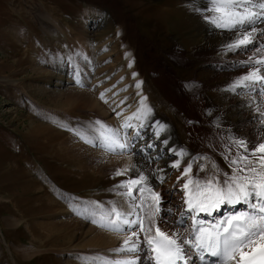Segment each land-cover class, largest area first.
<instances>
[{
  "label": "rangeland",
  "instance_id": "1",
  "mask_svg": "<svg viewBox=\"0 0 264 264\" xmlns=\"http://www.w3.org/2000/svg\"><path fill=\"white\" fill-rule=\"evenodd\" d=\"M200 3L203 9L189 0H0V264H94V257H125L112 250L129 232L110 243V237H95L100 227L84 217L94 209L99 213L93 202L104 208L110 202L119 205L121 197L112 189L125 177L114 173L127 167L123 156L137 155L107 153L75 132H89L97 120L119 128L125 122L121 113L132 103L137 107L139 93L146 96L148 107V98H153V112L158 122L166 124L161 139L153 143L154 136L148 138L156 129L151 117L142 121L148 130L146 143L157 144L148 154L159 155L160 150H155L165 139L170 144L166 145L171 152L161 154L166 162L151 170H161L158 174L164 177L163 183L154 180L151 185L162 198L159 215L170 222L175 223L183 208L184 190L176 187L185 182L183 171L173 175L167 169L170 153L175 157L174 151L186 152L177 158L184 167L192 164V179L203 180L213 173V164L231 173L228 145L232 139L244 138L250 149L264 142V116L257 114V108L264 111V93L261 98L257 90H227L237 77L252 70L238 62L252 56L255 47L237 54L222 47L226 41L208 42L214 27L203 21L207 13ZM256 27L264 29L258 23ZM259 39L264 41V36ZM130 55L134 56L128 59ZM128 60H136L137 67L131 63L128 69ZM132 70L139 77L133 79ZM80 73L89 75L91 84L82 86ZM142 81L144 87L141 83L133 89ZM80 88L93 91L91 96L104 102L100 101L108 112L103 114L88 96L75 100ZM103 90L110 91L104 100ZM109 100L121 103L119 116V109L107 107ZM50 114L63 116L75 131L55 128ZM143 128L136 144L144 141ZM131 131L127 135L135 133ZM77 141L92 146L93 152L76 147ZM212 147L221 155L216 160ZM94 149L121 160L103 165L96 162L100 156ZM35 164H41L45 173ZM62 166L71 175L65 176L67 169ZM184 220L180 228L188 226L187 213ZM23 246L37 250L32 255L26 251L30 257H24L19 250ZM142 248L138 264H151Z\"/></svg>",
  "mask_w": 264,
  "mask_h": 264
},
{
  "label": "snow or ice",
  "instance_id": "2",
  "mask_svg": "<svg viewBox=\"0 0 264 264\" xmlns=\"http://www.w3.org/2000/svg\"><path fill=\"white\" fill-rule=\"evenodd\" d=\"M209 3L210 7H205L204 11L207 14L203 18L214 28L231 32L235 37L223 46L227 52L239 54L255 47L252 56L238 62L244 67H251L252 70L237 77L227 90L231 92H237L238 89L264 90V75L261 74L264 72V44H257V40L264 36V29L258 30L256 27L258 21L264 22V0H209ZM75 74L77 83H82L78 78L79 72ZM135 75L136 73H133V76ZM141 83L137 82L136 87L139 88ZM257 94L259 95V92ZM100 98L104 99L103 93ZM146 99L141 97V107L133 113L137 120L147 119L151 115V108L144 103ZM257 114L264 116V111L257 108ZM116 115L119 116L120 113L116 112ZM133 117L125 118V122L119 128H113L97 120L94 125L89 126V132L75 134L84 139L85 143L99 147L107 153L134 151V142L141 139L139 129L131 136L127 135L126 131L124 135L121 134L122 129L129 130L133 127L129 122ZM143 127L144 124L141 123L139 128ZM163 131L165 126H159L155 133L157 138ZM163 143L167 144V139ZM248 145L249 142L244 138L230 141L228 145V160L232 169L230 174L221 172L218 166L213 164V173L201 180L192 179L191 163L183 169L181 176L185 180L182 186L185 195L183 210L178 213L179 216L183 217L186 213L198 215L201 212L211 215L222 205H236L242 202L253 209L251 214L248 212L233 214L215 225L208 226H205L197 215H192L190 219L193 221L194 230L180 231L177 227L170 234L157 226L162 198L151 184L154 180L164 182V177L158 174L161 170H150L146 175L138 164L118 168L114 176L125 177L112 189L121 197L119 205L110 202V206L104 208L102 204L93 202L96 208L100 209L99 213L94 209L84 218L110 232H129L121 245L112 250L117 254L126 255L124 258L94 257L92 258L94 264H138L141 259L138 254L143 250L142 245L147 246L151 264H183L193 250L201 253V259L204 253L218 257L221 264L229 262L257 264L255 259L245 257L256 238H264V142L251 149ZM151 147V144L147 145V148ZM145 151V148H139L134 154L143 155ZM174 154L178 157L187 155L186 152L175 151ZM257 154H260L258 158ZM147 159L151 160L152 157L148 156ZM172 167L180 168L181 160L177 159ZM175 223L182 226L184 221L181 219ZM259 264H264V255Z\"/></svg>",
  "mask_w": 264,
  "mask_h": 264
},
{
  "label": "bare ground",
  "instance_id": "3",
  "mask_svg": "<svg viewBox=\"0 0 264 264\" xmlns=\"http://www.w3.org/2000/svg\"><path fill=\"white\" fill-rule=\"evenodd\" d=\"M189 1H191L192 3H199V5H200V7L202 8L203 7V5L200 3V1L205 5V7L207 6V7H209L210 6V3H209V0H189ZM187 2H188V0H187ZM192 5V4H191ZM186 6H188V5H186ZM195 6H198V5H196L195 4ZM192 8V7H191ZM195 8V7H194ZM196 9V8H195ZM198 9V8H197ZM203 9V8H202ZM194 10V9H193ZM199 10H201V9H199ZM198 10V11H199ZM195 11V10H194ZM201 12V11H200ZM196 15V14H195ZM198 18H199V20H201L200 19V17L198 16ZM203 18V17H202ZM203 21H206V20H204L203 19ZM207 22V21H206ZM208 23V22H207ZM258 23V25L260 24L261 26H264V22H260V21H258L257 22ZM258 28H260V27H258ZM262 29V28H261ZM228 32V31H227ZM227 32H219L218 30H215V28L214 29H211V34L208 36V38H209V41L208 42H218V44L219 43H221V42H224V41H226V44L227 43H230L231 42V40L233 39L232 38V33H227ZM208 33H210V32H208ZM221 39V40H220ZM207 42V43H208ZM209 44V43H208ZM214 45H215V43H214ZM217 45V44H216ZM97 46V45H96ZM223 47V46H222ZM221 47V48H222ZM197 49V48H196ZM208 49H210V47L208 48ZM211 50V49H210ZM210 50H208V51H210ZM212 51V50H211ZM179 54V53H178ZM182 55V54H181ZM129 62H131L132 64H134L135 66L134 67H137V61L136 60H128V63ZM126 66H127V68H128V64H126ZM129 69V68H128ZM85 72V71H84ZM131 73H136V72H134L133 70L132 71H130V74ZM80 74H82V73H80ZM137 74V73H136ZM82 75H84V74H82ZM88 75V74H87ZM132 75V74H131ZM137 76L138 75H135V76H133L132 78L134 79H136L137 78ZM88 77H89V75H88ZM88 77H85V75L83 76V84H82V86L85 84H91V82H89V80H88ZM139 77V76H138ZM73 80V79H72ZM75 80H76V78H75ZM80 80V79H79ZM85 82V83H84ZM136 82V81H135ZM79 84H81V83H79ZM78 86V85H77ZM80 87V86H79ZM93 87V86H92ZM129 87V86H128ZM90 88V87H89ZM89 88H87L88 90H90ZM137 87H136V85H134L133 86V89H136ZM144 89V88H143ZM138 91V90H137ZM248 91V90H247ZM103 92H106V96H104L105 97V99L106 98H108L109 97V95H110V91H107V90H103ZM142 92V91H141ZM144 92V91H143ZM76 94H75V100H77V99H80L79 98V96H82V97H85V96H88V97H90V100H91V102H93V105L94 106H98L99 107V109L102 111V113L103 114H106L107 112H108V110L107 109H105L104 107L105 106H103L102 104L104 103V102H102L101 100H99L98 98H96L95 97V99H94V97H92L93 96V91H87L86 89H82V88H80V89H76V92H75ZM140 94V97H138L140 100H141V97H146L145 95L144 96H142V93H139ZM92 95V96H91ZM97 95V94H96ZM96 95H94V96H96ZM136 96V95H135ZM139 96V95H138ZM69 97H72V96H69ZM111 97V96H110ZM75 100L73 101V102H75ZM104 100V99H103ZM125 100V99H124ZM123 100V101H124ZM102 102V104H101V102ZM111 100H109L106 104H107V107H111L110 109H112V110H117V109H119L120 111H119V113L122 111V109H123V107H120V102H118V101H112V102H110ZM122 101V102H123ZM149 101V100H148ZM128 103H130V102H128ZM138 104H137V107L135 106V105H129V109H127V111L125 110L124 112H122L121 113V120H125V118H127L129 115H131L130 117H133V113H136L137 111H136V109H138V108H140L141 107V104H140V101H138L137 102ZM144 103L147 105V99L144 101ZM122 106V105H121ZM149 106V105H148ZM106 107V108H107ZM118 107V108H117ZM96 108V107H95ZM134 109V110H133ZM112 110H110V111H112ZM152 114V113H151ZM128 115V116H127ZM106 116V115H105ZM149 117H151V124L153 125L154 124V127L156 128L155 129V133L157 132V129L159 128V126H161L162 124L160 123V122H158V120L159 119H154L153 117H152V115H150ZM119 118V117H118ZM113 120V119H112ZM111 120V121H112ZM121 120H119L118 122H120ZM149 120V119H148ZM136 121V122H135ZM146 122V119H143V120H137L135 117H133L129 122L131 123V125L133 126V128H131L130 129V131L131 132H133V131H135L136 132V130L137 129H139L140 131H141V129L142 128H139V125L141 124V123H143V122ZM150 122V121H149ZM149 122H147L148 124H150ZM33 124H35V122H32ZM37 124V123H36ZM106 124V123H105ZM107 125V124H106ZM40 126H42L41 124H39V126L38 127H40ZM46 126H48V125H46ZM45 126V130H47L46 132H47V134H48V128ZM119 126H121V125H119ZM163 126H164V124H163ZM165 126H166V124H165ZM37 127V126H36ZM42 127H44V126H42ZM41 127V128H42ZM47 128V129H46ZM136 129V130H135ZM45 130H44V132H45ZM49 130H51L50 128H49ZM52 131V130H51ZM122 131H123V129H122ZM125 131H127V130H125ZM44 132L42 133V134H44ZM134 133V132H133ZM155 133H153V134H149L148 135V138H150L151 136H154V138H153V140L154 141H152L153 143L154 142H156V141H158V140H160L161 139V137L162 136H159V138H157V136L155 135ZM46 134V133H45ZM211 134V133H210ZM214 134V133H213ZM160 135H162V132L160 133ZM210 136V135H209ZM218 137V136H217ZM155 138H157V140H155ZM80 139V138H79ZM145 139H147V138H143V140H145ZM149 142H151V141H149ZM74 145H76V147H79V148H84L85 150H87V151H89V150H93V148H89V147H87V146H84V143H80V142H78L77 141V143L76 144H74ZM167 145H170V144H167ZM166 144H162V145H159V146H161L160 147V149H156L155 150V152H159V150H160V154L159 155H157L156 153H154V151H153V153L151 152L150 154H148L149 153V148H146L147 146L145 145V144H142V143H137L136 145H135V147L136 148H145L146 149V151H145V153H144V155H145V157H146V159H147V157L148 156H151L152 157V161L151 162H149V163H147L146 161H144L143 160V157H141V156H134V159H131L130 158V156H123L122 157V159L124 160V163L125 164H127V167L128 166H130V165H133V164H138L139 165V167H141L143 170H144V172L145 173H149V171L150 170H154L155 168H156V166L159 164V162H166V157H161L162 155V153H168V152H171L170 151V147L169 146H167ZM226 146V145H225ZM178 149V148H177ZM212 149V152L214 153V156H215V160L217 159V157H219V156H221L220 154H218L217 152H216V150L212 147L211 148ZM95 150V149H94ZM151 150H152V147H151ZM89 152H93V151H89ZM102 152V151H101ZM101 152H99V151H97V150H95V152H94V154L96 153V154H98L99 156H100V158L98 159V160H96V162H103V165H106L107 163H109V161L108 160H111V161H118V159H120L121 160V157H117V155L116 156H111V155H109V154H101ZM181 151L179 150V153H180ZM124 153V152H123ZM121 154V153H120ZM103 155V156H102ZM170 157V159L172 160L171 161V163H167V164H169L168 165V167H167V169H171V171H170V173H174L173 175H177V174H180V172H182L183 170L182 169H184L185 167H184V164L183 163H181V167L180 168H174V167H172V164L173 163H175V161L178 159L177 158V155L175 156V157H173V155H172V153H170V155H169ZM161 159V160H160ZM134 160V161H133ZM186 162V161H185ZM113 163H115V162H113ZM187 163V162H186ZM217 163V162H216ZM205 165V164H204ZM208 165H209V163H208ZM185 166H187V164L185 165ZM210 166V165H209ZM216 166H218V165H216ZM212 168V167H211ZM218 168L220 169V171L221 172H223V169L220 167V166H218ZM167 171H169V170H167ZM167 171H166V173H167ZM224 173V172H223ZM160 175H162V174H160ZM170 175V174H169ZM168 179H169V177H168ZM181 184L182 183H178V185H177V187L176 188H178V187H182L181 186ZM160 187V185H158V188ZM175 188V187H174ZM180 189V188H179ZM175 190V189H174ZM171 194V193H170ZM168 195V194H167ZM185 195V194H184ZM170 196V195H169ZM169 196H167L166 198H169ZM184 197V196H183ZM169 200V199H168ZM174 200V199H173ZM167 201V200H166ZM120 202H121V198H120ZM120 202H118V203H120ZM172 202V201H171ZM170 203V202H169ZM167 204V203H166ZM239 205H240V203L239 204H236V205H228V204H225L224 205V207H225V209H230L231 211H230V213H232L235 209H238V207H239ZM167 206V205H166ZM168 206H170V204L168 205ZM165 208V207H164ZM232 208H234V209H232ZM174 210V209H173ZM182 210V209H181ZM225 211H227V210H225ZM80 212V211H79ZM222 212V208L220 207L218 210H216L214 213H212L211 215H209V214H207V213H205V216H206V220H209V221H211V219L213 218V217H215V218H218V215H217V213H221ZM230 215V214H229ZM160 218V219H159ZM201 219H205L204 217H201ZM225 218L224 217H222V218H218V219H215L213 222H212V224L211 225H215L217 222H219V221H221V220H224ZM177 220H181L180 218H178ZM190 221V220H189ZM189 221H187V223H188V226L187 227H185V228H180V226H178V225H176V223H173L172 221L170 222L169 221V219H168V217L167 216H165L164 214H160L159 216H158V223H159V225H160V227H161V229L163 230V231H165V229L167 230V231H169L170 233L171 232H173V231H175L176 230V228L177 227H179L180 228V231H186V229L188 230V229H193V226H191L190 225V223H189ZM170 224H172V225H170ZM185 225V224H184ZM171 227V228H170ZM172 227H174V229L172 228ZM99 229H101L100 231H98V235H96L95 237H102V236H104L105 238H109L110 237V243H111V241L113 242V241H115L116 240V238H117V236L119 235H124V234H122V233H114V232H110V231H107V230H105V229H103V228H99ZM194 230V229H193ZM106 231V232H105ZM125 234L127 233L128 234V232L127 231H125L124 232ZM100 235V236H99ZM121 237V236H120ZM187 238H191V237H187ZM261 242H264V240H263V238H261ZM261 244H263V243H261ZM257 247V245L256 244H253L252 245V247H251V249H249L248 250V252H251V251H253L255 248ZM132 255H135V254H132ZM139 255V254H138Z\"/></svg>",
  "mask_w": 264,
  "mask_h": 264
},
{
  "label": "crops",
  "instance_id": "4",
  "mask_svg": "<svg viewBox=\"0 0 264 264\" xmlns=\"http://www.w3.org/2000/svg\"><path fill=\"white\" fill-rule=\"evenodd\" d=\"M76 157V156H75ZM19 250H20V254L24 257H30V255H32L34 252H36V248H33V247H30V246H23V247H19ZM26 251H29L31 252L30 255H28L26 253Z\"/></svg>",
  "mask_w": 264,
  "mask_h": 264
}]
</instances>
